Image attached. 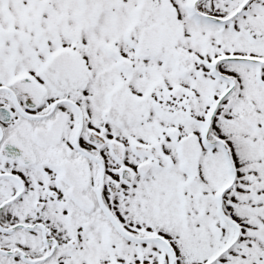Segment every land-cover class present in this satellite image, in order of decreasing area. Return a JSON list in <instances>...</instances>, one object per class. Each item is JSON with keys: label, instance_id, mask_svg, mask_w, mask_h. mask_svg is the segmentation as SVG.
<instances>
[{"label": "snow or ice", "instance_id": "snow-or-ice-1", "mask_svg": "<svg viewBox=\"0 0 264 264\" xmlns=\"http://www.w3.org/2000/svg\"><path fill=\"white\" fill-rule=\"evenodd\" d=\"M0 264H264V0H0Z\"/></svg>", "mask_w": 264, "mask_h": 264}]
</instances>
